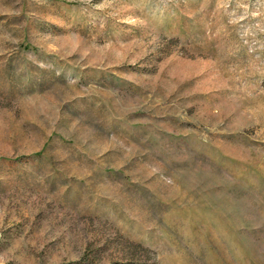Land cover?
Segmentation results:
<instances>
[{
	"label": "rangeland",
	"instance_id": "obj_1",
	"mask_svg": "<svg viewBox=\"0 0 264 264\" xmlns=\"http://www.w3.org/2000/svg\"><path fill=\"white\" fill-rule=\"evenodd\" d=\"M0 264H264V0H0Z\"/></svg>",
	"mask_w": 264,
	"mask_h": 264
}]
</instances>
